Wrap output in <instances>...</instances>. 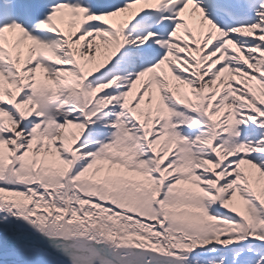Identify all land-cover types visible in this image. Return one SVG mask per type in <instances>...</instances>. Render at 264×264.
<instances>
[{
    "label": "snow or ice",
    "instance_id": "6c2138e0",
    "mask_svg": "<svg viewBox=\"0 0 264 264\" xmlns=\"http://www.w3.org/2000/svg\"><path fill=\"white\" fill-rule=\"evenodd\" d=\"M0 264H264V0H0Z\"/></svg>",
    "mask_w": 264,
    "mask_h": 264
}]
</instances>
